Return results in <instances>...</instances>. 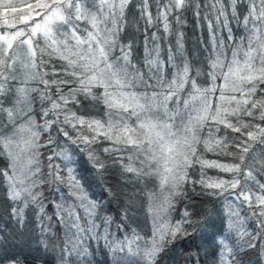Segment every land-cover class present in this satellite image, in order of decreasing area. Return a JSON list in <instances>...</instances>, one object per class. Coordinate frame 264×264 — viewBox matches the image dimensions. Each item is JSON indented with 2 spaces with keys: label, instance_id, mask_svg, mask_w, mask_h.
<instances>
[{
  "label": "trees",
  "instance_id": "obj_1",
  "mask_svg": "<svg viewBox=\"0 0 264 264\" xmlns=\"http://www.w3.org/2000/svg\"><path fill=\"white\" fill-rule=\"evenodd\" d=\"M38 1L0 0V264H264V0Z\"/></svg>",
  "mask_w": 264,
  "mask_h": 264
},
{
  "label": "rangeland",
  "instance_id": "obj_2",
  "mask_svg": "<svg viewBox=\"0 0 264 264\" xmlns=\"http://www.w3.org/2000/svg\"><path fill=\"white\" fill-rule=\"evenodd\" d=\"M44 6H45V2H44L43 0H40V1L36 2L35 5H33V8H27V9L25 10L24 13H29L31 16L39 15L41 9H42ZM169 14H170V16H171V15H172V11H171V12L169 11ZM163 24L166 25V28H164ZM163 24H162V27H163V28L167 31V33H168V32H169V29H168L169 24L166 23V22H163ZM48 25H49L48 20L44 18V19H43L42 26H41L40 28L37 27L36 30H37V31L42 30V31H40V32L46 31L47 28H48ZM111 29L114 31V30H115V25H112V26H107V25H104V24H103V25H97V29H96V31H95V34L97 35L98 40L101 38V36H105L106 33H108ZM91 32H92V30L88 31L86 34H90ZM93 32H94V31H93ZM1 38H3L1 41L5 42V43H8V44L11 43V39H10L11 36H9V37L7 38L6 35H0V39H1ZM8 39H10V40H8ZM13 55H16V51L13 53ZM234 74L236 75V74H239V73L234 72ZM254 74H255V70H252V71L250 72V77L254 76ZM125 99H126V98H125ZM210 106H211V105H210ZM209 109H210V108H209ZM202 113H203V111H202Z\"/></svg>",
  "mask_w": 264,
  "mask_h": 264
}]
</instances>
